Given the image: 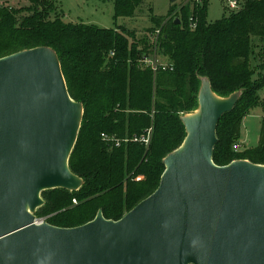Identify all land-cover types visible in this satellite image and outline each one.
<instances>
[{"label":"trees","instance_id":"1","mask_svg":"<svg viewBox=\"0 0 264 264\" xmlns=\"http://www.w3.org/2000/svg\"><path fill=\"white\" fill-rule=\"evenodd\" d=\"M17 1L29 5H0V59L37 47L53 49L70 97L83 105L68 162L83 185L76 192H42L45 205L36 217L46 211L52 215L48 224L74 228L101 210L105 219L118 221L150 196L164 171L163 159L186 136L180 117L197 108L201 77L208 78L220 97L242 91L234 109L218 122L214 164L247 160L264 165V119L257 145L240 154L233 151L241 122L264 89V61L257 67L250 62H255L256 43L264 44V0H240L237 9L228 8L213 23L206 19V0L199 8H181L180 18L170 17L173 7L167 16L152 18L142 46L134 38L136 32L124 27L65 22L51 0ZM142 4L143 0H113L114 19L136 17ZM148 30L152 37L159 34L152 40ZM153 43L158 52L149 51ZM153 54L166 58L165 70L143 65ZM149 129L146 146L139 139ZM102 134L120 141V146L104 141Z\"/></svg>","mask_w":264,"mask_h":264},{"label":"water","instance_id":"2","mask_svg":"<svg viewBox=\"0 0 264 264\" xmlns=\"http://www.w3.org/2000/svg\"><path fill=\"white\" fill-rule=\"evenodd\" d=\"M241 94L220 97L201 77L157 189L118 221L99 210L59 228L35 214L42 192L83 185L68 166L83 105L70 97L53 49L1 58L0 264H264V165L212 160L218 122Z\"/></svg>","mask_w":264,"mask_h":264},{"label":"rangeland","instance_id":"3","mask_svg":"<svg viewBox=\"0 0 264 264\" xmlns=\"http://www.w3.org/2000/svg\"><path fill=\"white\" fill-rule=\"evenodd\" d=\"M50 1V0H49ZM55 4L57 12L64 14L63 20L69 23H83L91 25L101 29H116L124 27L131 32L135 31L136 36L134 38L139 40V45H144V41H147L146 30L152 27V18H160L167 16L171 9L175 6L176 9L170 14L171 18L181 17L178 12L184 6L190 8L202 6L205 0H143V4L138 9L136 17L133 18H118L114 19V6L113 0H51ZM207 12L206 19L208 23H213L221 19L225 11L228 10V4L233 0H206ZM237 3L240 0H236ZM0 5L12 7L16 9L26 8L29 4L27 2H20L17 0H0ZM178 19V18H176ZM149 31V30H148ZM150 39L152 37L149 31ZM149 39V42H150ZM156 42V41H155ZM151 44V43H150ZM149 44V45H150ZM259 44L254 52H257L255 56V62L252 61L251 65L254 67L261 61H264V44ZM151 46V45H150ZM149 51L155 53L158 52L155 48V44L149 49ZM148 60H155L158 64H167L164 56L153 54L145 57ZM257 67V66H256ZM195 111V110H194ZM194 111L190 112L193 113ZM188 113V114H190ZM185 114V115H188ZM264 119V89L259 92L258 103L253 106L248 114L243 118L240 128L239 136L236 138L235 143L239 145L237 154L243 153L247 148L255 146L261 131V122ZM234 143V144H235ZM142 177L137 178L141 180ZM43 200V198H42ZM44 201V200H43ZM73 204H76V202ZM45 205V201H44ZM52 215L44 211L36 220L40 223H48Z\"/></svg>","mask_w":264,"mask_h":264},{"label":"built area","instance_id":"4","mask_svg":"<svg viewBox=\"0 0 264 264\" xmlns=\"http://www.w3.org/2000/svg\"><path fill=\"white\" fill-rule=\"evenodd\" d=\"M238 7V3L233 0L231 1L229 4H228V8L231 9V10H234V9H237ZM159 34V31L156 32V35ZM143 65L147 66V67H150L153 71H156L157 68H161L162 70H165L167 68V66L165 64H158L155 60H148V59H144L142 61ZM150 136H151V129L147 130L146 131V136L145 137H141L139 139V141L143 142V144H145L146 146L148 145L149 143V140H150ZM102 139L104 141H111L112 144H114L115 147H119L120 146V141H117L116 139L114 138H110V137H107L105 134H102ZM134 141H138V139H134ZM239 145L237 144H234L233 145V151L234 152H237L238 149H239ZM75 203V201H73Z\"/></svg>","mask_w":264,"mask_h":264},{"label":"crops","instance_id":"5","mask_svg":"<svg viewBox=\"0 0 264 264\" xmlns=\"http://www.w3.org/2000/svg\"><path fill=\"white\" fill-rule=\"evenodd\" d=\"M235 1H236V0H235ZM174 7H175V6H174ZM258 141H259V138H258ZM258 141H257V143H258ZM257 143H256V145H257ZM256 145H255V146H256ZM251 147H254V146H251ZM251 147H249V148H251Z\"/></svg>","mask_w":264,"mask_h":264}]
</instances>
